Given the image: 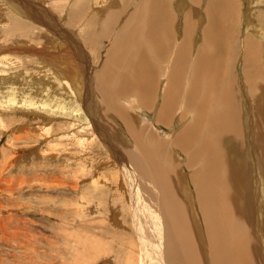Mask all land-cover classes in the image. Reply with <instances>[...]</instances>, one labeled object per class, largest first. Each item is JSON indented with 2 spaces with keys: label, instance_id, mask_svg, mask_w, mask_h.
Returning <instances> with one entry per match:
<instances>
[{
  "label": "rangeland",
  "instance_id": "rangeland-1",
  "mask_svg": "<svg viewBox=\"0 0 264 264\" xmlns=\"http://www.w3.org/2000/svg\"><path fill=\"white\" fill-rule=\"evenodd\" d=\"M139 2L0 0V264H169L177 244L185 264H213L195 167L186 166L181 149L168 147L194 118L179 121L188 116L186 74L185 86L176 80L170 93L164 89L170 72L160 78L165 67L154 56L151 71L161 82L150 85L148 72L140 94L134 80L127 85L105 76L121 72L117 64L131 42L115 34ZM177 2L170 3L163 39L176 57L165 65L171 71L178 53L190 75L192 48L203 46L211 12L204 9L208 0H183L181 11ZM122 5L130 8L123 12ZM229 6L232 24L218 30L227 32L217 69L225 84L218 90L237 115L225 126L223 104L208 107L221 120L208 131L223 134L232 126L218 143L234 179L235 203L227 207L240 211L250 263L264 264V76L258 74L264 73V0ZM170 31L180 33L177 45L168 42ZM162 100L165 120L158 123ZM202 125L207 130V121Z\"/></svg>",
  "mask_w": 264,
  "mask_h": 264
},
{
  "label": "bare ground",
  "instance_id": "bare-ground-1",
  "mask_svg": "<svg viewBox=\"0 0 264 264\" xmlns=\"http://www.w3.org/2000/svg\"><path fill=\"white\" fill-rule=\"evenodd\" d=\"M171 1L140 0L134 10H129L131 11V13L123 22L122 28L120 26L121 30L118 31L115 35H119L122 40L127 39L131 42V45L129 44L128 46L130 48V51L126 52L125 55L123 54L124 57L122 61L120 59L119 63L117 64V70L119 71L120 69L121 72L117 73L116 75L113 74V76H111L113 72L111 73V75H109L110 72L108 74L106 71L105 76L108 78L107 82H111L112 79H117V81L120 80L127 85L128 83H126V81L134 80L135 85L132 86V88H134L133 92L140 94L138 83L148 75V72H151L152 77L154 76L152 79H150V81H152V83H149L150 85H155L156 82H154V79L158 78V72L151 71L152 65L150 64L152 63V58L155 61L154 56L159 60V63L161 65H164L165 67L164 75L160 74V78L164 77L165 74L170 72L166 81V86L163 84L165 86L164 89H169L170 83L172 84V82H175L176 80L181 84V88L182 84L183 86H185V80H183V78L186 74L187 81H190L188 82V89L186 87L187 92L185 94L186 97L184 107L188 112V116H186L187 114L184 113L186 114L185 117L180 118L179 121L180 123L184 124V121H187V119L190 118L191 114L194 118L192 123L184 124V129L179 132L176 136H174L173 139H169L170 144L168 147L174 146L177 147V149H181L183 153L187 156L185 159L186 166L191 168H193V166L195 167V170L192 173L191 177L193 178L194 182H196L195 186L199 194L198 197L200 202V210L204 223L207 226V232L210 238L209 243L211 244L210 247L212 249L210 251V253H212V256L210 257L211 260L213 259V264H251L250 261L252 259L249 255V246H251V242L245 236L246 232H243V230L246 231V229L243 228L244 222H242L240 211L236 210L235 207L233 208V210L227 207H231V203H235V201L233 200L231 202V194L229 191V187H233L234 179L233 173L229 171L227 165L228 163L222 155L220 147L221 145L218 144L221 141L220 137L226 136L228 133H230L229 131H233V129H231L232 126H229L230 128H227V130L229 131H225L223 134H221L218 130L208 131V129H211L215 124L221 126L219 113L209 115L207 113V110L209 109L208 107L214 106L215 108L216 105L221 106V104H223L224 111L227 113L228 116L225 126H227L229 123L228 120L230 114L237 115V112H235V105L233 103L230 104L227 95L224 93V89L222 91V94L219 93L218 87L225 84V79L222 77L223 72L221 73V70L220 72L217 71V69L221 67L220 49L223 45L221 37H227V32H224L223 36H221V32H219L218 30L220 29L223 23L227 22L228 24H232L233 10L229 8L232 6H229L232 0H208V3L205 5L207 9H204L206 11L211 12L207 13L209 19L208 17H206L209 24H207L201 31V39L203 42V46L205 47L207 52L204 53V47L202 45H200V47L198 46L196 50H193L192 48V51L195 53V56L191 57L192 60L190 62V66L192 67V71L190 75L187 74V69L185 68L186 64L179 62L178 53L177 59L175 58L176 60L173 62L171 71L169 70V65H165L166 61H168L169 58L174 56L176 57V55H172L173 50L170 49V44L165 47L163 43L165 35L170 30V22L173 15L170 10ZM190 1L197 2L198 0ZM100 2L102 3L103 1ZM179 2L180 1L178 0L177 3ZM181 2L179 5L180 11L183 5V3ZM113 3L115 4V2ZM127 3L128 2H124V4ZM213 3H218L219 9H217L216 5ZM100 5L98 7H100ZM129 8L130 7L122 5L121 10L123 12H126V10H128ZM218 10L221 11V13L219 15H213V13ZM186 19L184 18L185 21H187ZM111 23L112 25L116 24L117 19H112ZM223 27H225V24L223 25ZM174 33L173 31H170L168 33L167 39L169 43L171 42V44L174 43L175 45H177L178 43H176V41L179 39L180 33ZM181 34L183 35L181 36L183 37L184 43L185 32H182ZM105 36H108V34H106ZM183 43L178 46L183 48ZM116 45L117 44H115V47ZM191 45L192 44H190V46ZM120 47H123V45H120ZM175 49L177 50V47ZM185 49H188V47H186ZM117 50V54H119L121 51L119 48H117ZM133 52L135 56H133ZM130 55L131 57L129 62ZM177 67H179V71L176 69ZM258 74L264 76V73ZM171 76L173 79H170ZM160 78H158V80ZM253 84L254 83L252 82V85ZM152 86L150 87L151 92L154 93L155 91H158L154 90ZM130 89L128 90V92L119 90V93H130ZM203 90L205 91L204 94ZM168 91H170L171 93L170 89ZM167 93H165V95ZM214 93H217V95L219 96H224L225 98H221L222 102L220 100L217 101V99H211ZM131 94L135 95V93ZM168 94L166 96H163L164 101L166 99L169 101L171 94ZM135 97V100H139L138 97L140 98V96ZM178 98L181 99V97ZM163 100L161 101V109L158 111L159 114L157 115L159 116V118H157L158 123H163L165 120L164 115L166 110L163 107L166 106L163 105H165L166 103L163 104ZM209 112L212 113L213 111L210 109ZM206 121L207 130L204 131L202 124H204ZM235 125L236 126H233V128L237 127V124ZM234 132H236L235 129ZM206 133H208V135H206ZM157 145L161 147L160 144ZM148 154L149 156H151V152H149ZM171 232L172 234H175L173 229H171ZM173 237L175 239V236ZM171 251L172 252H170L171 255L169 256L168 260L169 264H185L183 252L178 247V244L174 245V248H172Z\"/></svg>",
  "mask_w": 264,
  "mask_h": 264
}]
</instances>
